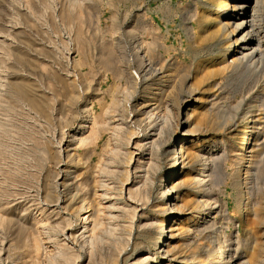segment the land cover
<instances>
[{
	"label": "bare ground",
	"instance_id": "6f19581e",
	"mask_svg": "<svg viewBox=\"0 0 264 264\" xmlns=\"http://www.w3.org/2000/svg\"><path fill=\"white\" fill-rule=\"evenodd\" d=\"M17 1H20V0H17ZM63 1L64 0H62L61 5L63 4ZM85 1L86 0H69V2H68V0H67V2H68L67 6H66V4L64 5V7L62 6L63 8L61 9V12L58 13L59 16H61V18L63 19V20L62 19H60V20H62L64 22L65 26L67 28H69L70 32L72 30V33L74 31V33L80 34V31L84 27V25H86L89 22V20L91 21L90 17L92 15V13H94L95 8L92 4L86 3ZM209 1L212 4V6H209L207 8V10L202 9V10L197 11V12L192 14L193 18L197 21L200 32H199L198 38H196V36H195V40L192 42L191 48L193 50H195V49L198 50V48L202 50L204 47H208L210 45L213 46L216 44L217 45L222 44L225 47L224 52H222L220 55L218 54L219 56L217 54H215L217 56H213L210 59V61H212V60L218 58L217 63L219 64L218 67H215V68L213 67L214 69H212V71H210V73H214V74L215 73H221L222 71H224V69H226L230 65L232 66L235 64H239V63L241 64L244 60H247V59H253L256 62H259L260 64L264 63V0H209ZM33 3H36V5L39 4L46 11H49L52 9L51 4L49 3L48 0H34ZM54 3H55V1H54ZM23 5H25L24 2H23ZM7 6H9V5H7ZM54 7H56V6L54 5ZM27 8H28V6H27ZM31 8L32 7H30V10L28 9L27 11H31ZM10 9H12V7ZM36 9L39 10V8H36ZM1 11H3V10H1ZM39 11L42 12L41 10H39ZM18 12H20V11H18ZM31 13L32 12H30V14ZM44 13H46V12H44ZM48 13H50V11ZM20 14H22V12H20ZM37 14H39V13H37ZM55 14H57V13H54V15ZM87 14H88V17H86ZM39 15H41V14H39ZM44 15H46V14H43V17H44ZM189 15H191V14H189ZM23 16H26V14L25 15L22 14V17ZM9 17L10 16H8V18ZM51 17L52 16H50V18ZM29 18L30 17H28V19ZM36 18L39 19L38 17H36ZM36 18H35V20H36ZM23 19H25V18L23 17ZM23 19L21 21L24 23ZM52 19H55V17H52L50 19L51 22H54ZM26 20H25L24 25L25 24L28 25L26 23ZM32 20L33 19L30 18L31 22H32ZM43 20L46 21V19H43ZM30 21L28 20V22H30ZM45 21H43V22H45ZM5 23L8 24V21H6ZM32 23L35 24L34 22H32ZM46 23L47 22H45V24ZM9 24H10V22H9ZM52 24L53 23H51V25ZM4 25H2L3 28H4ZM31 25H29V26L31 27ZM46 25H48V24H46ZM39 26H41V25H39ZM32 27L30 29H32ZM35 27H33V29ZM50 27H52V26H50ZM41 28H42V26H41ZM52 28H54V26ZM88 28H89V26H88ZM26 29H28V28L26 27ZM35 29H34V31L37 32L38 29H36V30ZM55 30H57V29L55 28L53 32H55ZM63 30H64V27H63ZM9 31H12V30H8V32ZM19 31H21V30L19 29ZM41 31H43V30H41ZM131 31H132V29H131ZM6 32H7V30H6ZM16 32H14V33H16ZM20 33H22V32H20ZM28 33L30 34L31 32L29 31ZM38 33H39V31H38ZM46 33H48V31ZM56 33H58V32L56 31ZM94 33H97V30H96V32L94 31ZM29 34H28V36H29ZM45 34H43V36ZM30 35H32V34H30ZM47 35L51 36L49 34H46V37H48ZM9 36H8V38H9ZM11 36H13V35H11ZM149 36H150V34H149ZM36 37L38 38L40 36H36ZM6 38H7V36H6ZM31 38L34 39L35 37L31 36ZM41 38H43V37H40V39H39L40 42H41ZM110 38H112V37H110ZM14 39H16V38H13V40ZM19 39H21V38H19ZM90 39H91V36H90ZM22 40H25V39H22ZM39 40L36 39V41H38V42H39ZM54 40H56V39H54ZM112 40L115 42L114 39H112ZM28 41L29 40L27 39V41H25V42L27 43ZM48 41H50V39ZM74 41H75V39H74ZM82 41H83V39H82ZM6 42H7V40H6ZM42 42H44V41L42 40ZM4 43H5V41H4ZM63 43H65V42H63ZM1 45H4V44H1ZM9 45H11V44H9ZM114 45H117V44L114 43L112 46H114ZM155 45L156 44H151L147 47L144 45V43H141L139 45V49L136 51V54L134 56L135 61H136V63H135V68L137 70L136 73H137L138 77L142 78L144 81H146V84H147L144 88V92L146 90H150L149 93H151L150 95H147V96L145 95L146 98H145L144 102L139 104V106H141V107L138 110L139 111L138 113L139 114H146V118L148 117L149 119H152L156 116V118H154V120L156 119L155 120L156 122L153 121L154 123L152 122L153 125L151 126L152 127L151 129L154 131V133H153L154 135L152 136L153 140H151V142L153 144H156L158 142L157 137L160 136L162 133L164 134V132H170V129H167L165 127V125H163L164 124L163 121H162V123H163L162 126H160V124H158L159 122L157 121V118H160L161 115H159V114L157 115V113H159L161 111V109H164L166 111V115L164 116L165 117L164 122L166 123V125L169 123H170V125H172V120H173V122H175V124H176V127L182 128V126H183V129H182L183 133L181 134V140H179V142H178L179 145H177V146L175 145V147H174V144L169 145L168 149H167V152H169L171 154V155L169 154L171 156V164H170V162L167 163V170L164 173V175H165L164 179L162 178L163 179L162 186H161L162 190L158 195L159 198H161V199L159 201V204L155 205V207H158V208L161 207V210L164 212L163 216H165V218L161 221L162 222L161 225H160V221H159V230L157 228V231L155 230L152 232L151 239L155 240V244L153 245L155 248H153L152 246H149V248L147 250L145 249V251L143 253H141L138 258H136L135 263L136 264H158L160 262V260L161 261L163 260V264L164 263L166 264V261H167V264H173L174 261L180 260V262H177L176 264H247V262H250V264H264V150H263L264 149V143L261 142V139L263 138V136H261V133L264 134V123L261 120H259L257 122L255 121V123H252L250 121L251 118H249L248 120H245L243 125H240L239 123H234V125L232 126V127H234L233 134L232 133L225 134V132H222V134L215 136L216 143H219V145H211L210 141L212 139H214V138H212V136H214V135L206 134L205 130L203 129V126L205 127V125H206V126L211 127L213 129L223 130V127H222L223 122L221 121V118L224 116V115H222L223 112L219 109L205 108L204 110L196 113V111H198V109H199L198 106H196V105H198L199 101H202V97L198 96L197 98L193 99L194 97L192 95L193 91H192L191 87L189 88V90H187L188 94H185V95H182L181 92H177V90H175L177 85L179 87V84L182 87V85L184 84V82L186 80V77L188 76V72L190 71V69L181 70L179 68L173 67L172 65L168 66L165 63L163 65L161 64L162 65L161 67H157V65L154 63L156 61V59L158 58V54L156 53L155 49L153 48ZM21 46H22V44H21ZM86 46L89 47L88 45H86ZM125 46H127V45H125ZM0 47H2V46H0ZM34 47H35V45H34ZM39 47H41V46H39ZM39 47H37V48H39ZM82 47L83 46H81V49H82ZM92 47H93V45H92ZM137 47H138V45H137ZM234 47H235V50H233ZM20 49H22V48H20ZM46 49L48 50V48H45V50ZM81 49H80V52L82 50H84L85 48L83 47V49L82 50ZM41 50L43 51V49H41ZM93 50H94V48H93ZM115 50H117V49H115ZM121 50H125V49L122 48ZM26 51H28V50H26ZM8 52H9V50H8ZM18 52H19V50H18ZM40 52L41 51H39L38 53L40 54ZM70 52L71 51H69L67 53H70ZM93 52H95V50ZM53 53L54 52H52L51 54H53ZM5 54H8V53H5ZM55 54L56 53H54V55ZM101 54H102V57L100 56L101 57L100 61H101L102 65L112 66V68L116 74L125 75V74H128V72H130L129 71L130 69L128 67L123 69L125 67V65L123 68L119 67L121 65H119L116 57L111 52L108 51L105 53V51H103ZM122 54H124V53H122ZM48 56L49 55H47L46 57H48ZM18 58L21 61L22 60L26 61L29 65L28 67H32V68L34 67V61H32V60L35 58H33V59L31 58L32 60H30L25 51H20L18 53ZM19 59H18V61H19ZM68 59H70V58H68V56H67V60ZM121 59H123V58H121ZM48 60H49V58H48ZM83 60L84 59H82V63H84ZM1 61H2V59H1ZM37 62H36V64H37ZM61 62H63V61H61ZM246 62H248V61H246ZM43 63H44V61H43ZM66 63L68 64V62H66ZM46 64H47V62H46ZM72 64L74 65V63H72ZM21 65H22V62H21ZM21 65H18V66H21ZM42 65L40 64V66H42ZM62 65H63V63H62ZM68 65H66V67L65 66L64 67L67 68V67H69ZM251 65H253V62ZM262 66H264V65H262ZM13 68H12V70H13ZM15 68H17V73L14 75L13 80L10 78L9 79L7 78V80H11L8 82V84H6L5 77L3 76L4 71L2 72L0 70V86H8L7 89L5 90L6 91L5 95H3L2 92H0V172L1 173L4 172V174L6 173L8 175L7 176L8 182L6 181L7 185H4V184L3 185L5 188H7V186H9V189L13 188L14 185H18L20 183L19 179L22 176V172H24V170H26V169L34 170V167L36 166L35 165L36 159L42 161V159L45 158V155L47 156L49 151H51V148L54 146L52 139H51V142L49 141V138L47 141L41 140V142L37 143L39 146H41L39 151H38L40 154H36L34 152V150H32L33 147L30 148V141L32 138V133L34 132V131L31 132V130H32L31 122H33V121H31V119L28 118V120L25 122H19L17 120V115L20 113H22V114L26 113L32 119L34 116L35 117L34 119H36V117H37V118H40L41 120H43L46 124L52 125L53 122L56 121V118L62 117V115L64 113H66V110L68 109V107L71 105H74L79 99V93H78L76 87L74 86V83L67 77H60L59 76L64 68L61 69V67H60V69H61L59 71L60 73H57V72L52 73L53 74L52 75L53 76L52 81L54 78L55 81L57 80L60 83H62L61 85H63L61 89L58 87H57L58 89H55V86H54V89H53V87H51L53 92H54L53 96L48 95L49 94L47 92L48 88H45L46 90L42 89L43 87H41V85H43L45 82L43 84H41L42 83L41 82L40 83L41 85H40L39 82L41 79H38V81H39L38 82L36 79H34L35 77H32L34 75H32V74L31 75H23V74H21L23 72H21L22 70H20L19 67L16 66ZM18 68H19L21 73L18 72ZM36 68L34 70H36ZM48 68H51V67H48ZM258 68H260V66H258ZM3 70H5V69H3ZM67 70L69 71L71 69L67 68ZM47 71H49V70H47ZM73 71H75V70H73ZM42 72H44V71H42ZM64 72H65V70H64ZM133 72H135V71H133ZM66 73H67V71H66ZM86 73H87V76L90 75V74L88 75V72H86ZM89 73H92V71H90ZM95 74H92V75H95ZM101 74H103V73H101ZM6 75H8V74H6ZM68 75H69V73H68ZM137 75H136V77H137ZM76 76H78V75H76ZM96 76L97 75H95V77ZM38 77L39 76H37V78ZM41 77H42V74H41ZM45 77H47V76H45ZM118 77H121V76H118ZM42 78H44V75ZM50 78H51V75H50ZM50 78L49 79L47 78L48 79L47 82L50 80ZM82 78H84V77H82ZM162 78L166 79V80L163 83H160ZM45 81H46V78H45ZM98 81L100 82V80H98ZM53 82H51V83H53ZM154 82L157 83V86H156L157 88L151 89L150 83H154ZM193 82H195V80ZM201 82H204V80L201 79ZM85 85H87V83ZM133 85H134V82H133ZM162 85H163V87H162ZM48 86H49V84H48ZM118 86H120V85H118ZM97 88H98V86H97ZM60 97H62V99H60ZM122 99L125 100V97L122 96ZM94 100L95 99H91V100L87 99V101L83 105L84 108L86 109V111H88L86 108L87 104L88 103L90 104V102H92ZM123 100H122V103H123ZM124 102H126V101H124ZM188 102H193V104H191V105L188 104L189 106H187V109L185 111L181 110V106L184 103H188ZM213 102H214V100H213ZM213 102H211V103H213ZM120 104H121L120 99L116 97L112 101V106L111 105H105V104L103 105L102 113L95 114L94 116L91 115V116H93L91 119L87 116L83 121L79 122L78 126L81 124L80 130H78L72 134L76 143H78L79 146H84V147L89 148V147H91L92 144L96 143V141L102 137V132H103V130H105V128L107 131L113 130V133H118L119 131H121L122 124L124 123V120H122L123 119L122 118V119H120L122 121L118 122L120 120L115 119L116 117H118L115 112H116V109H118V106H120ZM124 104L129 105V103H124ZM236 105H238V104H236ZM126 106L125 107L123 106V107L127 110ZM234 107H235V105H234ZM137 108H139V107H137ZM23 109H26V110H23ZM68 111H70V110H68ZM57 114H60V115L62 114V115L61 116L59 115L58 117H56ZM195 116L198 118H197L196 123H195L196 125L193 126L192 120H193V118H195ZM23 117H25V116H23ZM23 117H21V118H23ZM63 117L65 118V115ZM139 118H140V116H139ZM148 118H147V120H148ZM139 120H140V122H142L145 120V117L142 116ZM66 121H69V120H66ZM130 121H132V120H130ZM112 122H114V125L110 126ZM58 123H60V122H58V120H57V124ZM91 124H92V128L90 126ZM33 125H35V124H33ZM39 125H40L39 127H41V124H39ZM60 125H59V127H60ZM46 126H42V129L44 127H45L44 129H47ZM56 126H58V125H56ZM56 126H54V127H56ZM88 126H90L89 128H91V132H89V133H87L85 131ZM35 127H37V126H35ZM140 127H141V125L139 126V129H141ZM176 127H175V129H176ZM110 128H111V130H108ZM35 129H37V128H35ZM145 130L146 129L142 128L140 131H137V128H133L132 132L131 131L130 132H131V134L135 135L137 133L144 132ZM37 131H39V130H37ZM59 131H60V128H59ZM53 132H54V130H53ZM51 133H52V131H51ZM41 134H42V132H41ZM47 134L45 133V135H47ZM62 134H64V132ZM62 134H60V135H62ZM65 134H66V131H65ZM52 135H54V134H52ZM37 137H38V135H37ZM46 137H48V136H46ZM59 137H61V136H59ZM171 137L169 138L168 142L171 141V139H172ZM225 137L228 139H225ZM35 138H36V135H35ZM154 138H156V139H154ZM37 139H40V138H37ZM51 143H53L52 144L53 146L51 145ZM60 143H61V140H60ZM175 143H176V141H175ZM248 143H249V145H248ZM61 144L62 145L57 147V149H54L55 147L52 148V150H56V152H55V155L53 156V158L49 157L50 159L51 158L52 159L57 158L58 160L56 159V161H58L57 163H59L60 165L63 163V161H62V159H63L62 157L64 156L63 152H66V154H67L66 157H68V158L73 156L72 146L74 145V143L72 144V141L67 142L65 149L62 148L63 143H61ZM58 145H59V142H58ZM117 148H118V146H117ZM238 152H243V153L240 154ZM149 154L151 155L150 158H146V160L144 162H142L141 158H139L138 162L135 164L136 170L138 172H143L140 174V175L143 174L142 175L143 179H141V181H140L141 183L139 182L140 184H142L141 186L139 183H137L139 185H136V186H139V187H136V188L133 187L130 190L129 194L131 197H136V196H141V198L143 196L149 197L153 192V188H154L155 181H156V176H157L158 171L161 168L162 164L159 160L153 158L154 153L152 151H150ZM130 155H131V157H130L131 161H133L134 151H131ZM240 155H242V156H240ZM232 158H233V160H232ZM81 159H83V158H81ZM86 159H87V157H86ZM84 162H86V161H84ZM107 162H108V160H107ZM83 164H85V163H83ZM94 165L96 168H98V166L96 164H94ZM232 165H238L239 177H240L239 180H241V183H243L245 185V187L248 189V192H250L252 195H254L252 201H249L248 198L242 199L241 200V207L239 210L240 216L238 217V219L239 220L245 219L247 221L248 220L247 216L249 214L248 213V207H249L248 202H251L250 206H251V210H252V225L245 228V231L248 232L247 238L244 239L245 242L242 241L240 238H235L234 240H229L228 238H226L223 235L224 231L222 230V228L221 227L218 228L216 226V221H214L212 218L214 216L213 213L216 210V203L218 204V201L216 200V198L215 197L213 198L214 195H213L212 191L214 189H216V185L220 181L219 178H221L225 174V168L224 167L225 166L230 167ZM59 167H58V170H56L58 172L56 173L57 175L55 174V177H56L55 180L53 182L52 181L48 182L47 183L48 185H46L47 187H44V189H46V194H45L44 198H45V204L47 205V207H49V209L54 208L51 211L49 210L48 215L51 217V215L53 214V216H59L60 219H58V221H56V223H54V225H53V222L50 223L53 225L52 228L54 230L52 228H50L51 225H49V226L47 225V222L49 223V218L47 220L46 219L40 220V222L44 223V226L42 225L43 227L39 230L35 229L38 225L36 227L35 226L32 227L31 226L32 222L31 223L28 222L30 224V226L32 227V228H30V226H29L31 233H32L31 229H33V233H34V234H31L32 236L34 235L33 237L30 236L29 246H31L32 248L35 247V250L33 253L34 255L33 256H32V254L30 255L31 261L29 262V264H80V260L83 257V255H82L83 250L86 248V246H87V248H86L87 250L86 249L85 250L88 252V255H89V259H88L86 264H126L127 260H128V256H129L127 254V247L129 245V243H131L130 242L131 238L128 239V241L125 243V246L123 244H119L118 241H117V243L115 242L116 244H113V245H112V243H113V241H112L111 246L108 247L107 250L105 249L106 251H104L103 247H101V246L105 240L111 238L110 235L121 236L122 232H130L129 237L134 236L133 238L137 241V242H135V246L140 245L142 242L141 239H139L138 236L136 237L134 235V233L132 232L133 226H134L133 216L127 215L125 217V220L122 219L124 221V223L118 222V224H114L113 226L111 225L110 227L108 225L109 224L108 223L109 218H108V221L106 222V224L108 223L107 224L108 227H105L106 224L104 223V219L100 216V214H98V212H99L98 205L99 204L97 202H95V201H97L96 200V196H97L96 194L94 196H92L91 198H88V196H87V198H88L87 204L85 205V207L82 210V213L80 214L79 222H80V224H82V229H84L83 232H81L82 239H83V241H81V242H83V245L81 244L82 245L81 250L78 251L74 247L71 248L69 246V244L67 242L68 238L65 237L67 232L62 234V236L64 235V237H65V238L63 237L64 239L62 241H65V242H63V243H61L62 241L58 242V238L60 236L58 237L56 234L57 229L60 228L63 230L64 229L68 230L69 227H71V225H72V222L69 220L70 218L67 219L68 217L66 218L63 215H60L61 212L57 211L58 208H60V207L62 208V206L59 205L60 204V197H59L58 189H59V187L69 188L72 185H74L75 187L77 185V188H78L77 182L74 181V177L78 176L77 175L78 170H75V168H77V162L75 160H73L72 163L69 164V169L66 170L67 173L66 174L64 173L63 176H61L62 174H61ZM65 168H67V166ZM107 168H109V167L107 166ZM56 169H57V167H56ZM78 169H80V168H78ZM93 169H94V166H93ZM52 170H55V169H52ZM74 171H75V175H74V177H72V172H74ZM127 171L129 173L130 169H128ZM82 172H83V170H82ZM82 172H81V175H82ZM33 173L36 174V171L35 172L33 171ZM50 173H52V172H50ZM50 173L48 175H50ZM93 174L95 175V173H93ZM110 174H112V173H110ZM38 175H39V173H38ZM38 175H36V176H38ZM81 175H79V176H81ZM45 177H48V176H45ZM27 178H28V176H27ZM49 178H51V177L49 176ZM222 178H224V177H222ZM35 179L36 178H34V181H35ZM83 179L84 180H82V182L84 181L86 184L85 183H83V184L86 186L89 182L87 183L85 181V179H87L86 177ZM29 180H31V179H29ZM34 181L32 180V182H34ZM79 181H81V180H79ZM97 181H99V180L97 179ZM2 182L6 183L5 181H2ZM262 182H263V185L261 184ZM25 183H28V182H25ZM251 184H253V185H251ZM84 185H83V191H84ZM90 185L88 186L89 188H90ZM94 185L96 187V184H94ZM238 185H239V183H238ZM97 186H99V185H97ZM92 187L93 186H91V188ZM15 188H17V187H15ZM0 189H2V188L0 187ZM81 189H82V187H81ZM85 189H87V188L85 187ZM99 189H102L101 186ZM79 190H80V188H79ZM87 190H86V193H87ZM91 190H93V189H91ZM97 190H98V187H97ZM8 191L9 190H7V192ZM25 191L26 190H24L23 192H25ZM43 191H45V190H43ZM76 191H78V190H76ZM96 191H94L93 193H96ZM181 191H183V194H181L183 196L182 199H180V197H182V196L177 195V194H176L177 196L174 195L175 192H181ZM1 192L5 193V191H1ZM108 192H110V191H108ZM14 193H16V192H14ZM18 193L19 192H17V194ZM91 193H88V195L90 196ZM102 194L106 195V193L105 194L102 193ZM8 195H10V194L8 193ZM12 195H14V194H12ZM75 195H76V193H75ZM91 195H93V194H91ZM1 196H3V195H1ZM19 196H21V195H18V197ZM25 196H26V194H25ZM40 196L41 195H39L38 197H40ZM250 197H252V196H250ZM28 198H27V200H28ZM16 199H17V197H16ZM97 199H98V196H97ZM145 199H146V197H145ZM33 200L34 199H32L31 202H33ZM3 201H4V199H3ZM74 201H75V197L73 196V194L68 192L67 196H66V200H64V202L62 201L63 202V204H62L63 208L69 209L70 207L73 206ZM99 201H100V199H99ZM35 202L38 203V201H35ZM40 202L41 201H39V203ZM181 202H183V204H181ZM79 204H81V203H79ZM93 204H95V205H93ZM137 204H138V201H137ZM143 204H141V205H143ZM46 205H44V206H46ZM3 206H6V205L4 204ZM3 206L1 205V207H3ZM7 206H9V205H7ZM16 206H18V205H16ZM99 206L104 207L101 204ZM117 206L118 205L116 204V207ZM26 207H27V205H26ZM112 207H115V206L112 205ZM128 207L130 208V206H128ZM24 208H25V206H24ZM29 208L31 209L32 207H29ZM132 208H133V206H132ZM189 208L191 209L190 212H188ZM25 209H27V208H25ZM137 209H139L138 205L136 206V204H135L134 210L137 211ZM0 211H1V208H0ZM34 211H36V210H34ZM103 211H102V214H103ZM13 212H15V211H13ZM13 212L11 213V215L13 214ZM46 212H48V211H46ZM69 212H71V211H69ZM132 213H133V211H132ZM133 214H134V217L137 215L136 212ZM142 214L144 215V213H142ZM178 214H181V215H179V217L176 218V216ZM6 215L7 214H5V216H4L0 212V222L4 225L6 224L7 226H10V225H11V227L15 226L14 224L16 223V219H18V218L14 219L13 218V217H15L14 215H13V217H11L10 214L8 216H6ZM174 215H175L176 219L173 217ZM186 215H190V217L186 218L185 217ZM16 217H18V216H16ZM35 217H36V215H35ZM109 217H110V215H109ZM119 218H122V216L121 217L119 216ZM178 218H182V219H178ZM56 219H57V217H56ZM105 219H107V217ZM50 220H52V218ZM17 221L19 222V220H17ZM32 221H33V219H32ZM168 221H170V223L166 226ZM36 222H38V224H39V221H36ZM73 224H75V223H73ZM22 225H23V227H22ZM22 225H20L21 227L20 226L17 227L18 230L15 227L16 230L19 231V233L20 232L24 233V231L26 232V230H24V228L27 229V227H28V225H25V226H24V224H22ZM149 225L150 226L153 225V228H154V226H158V221L156 222V220H155V221L149 222L148 224L146 222L145 227H148ZM106 228H110V229L107 230ZM6 230H8V229H6ZM12 230H13V228H12ZM170 230L176 231V232H172V235H169L170 237L167 236V238L164 240L163 238L166 236V233ZM6 232H8V231H6ZM75 232L76 231H72V233L70 232L71 233L70 237H73V239L76 241L77 240V237H76L77 234ZM15 233H14V235L16 237ZM43 235L46 237H44ZM81 235L79 237H81ZM17 236H19V238L22 237L19 234H17ZM124 236H127V235H124ZM160 237H161V239H160ZM44 238L47 239L50 243H53V245H55V246H52V247H54V248L49 249V251H46L48 249H47V247L44 246V243H43V241H45ZM15 239H14V241H15ZM27 239L25 237L26 241H28ZM162 239L164 240L163 242H162ZM174 239H176L177 241L175 240V241H173L174 243H172V240H174ZM70 240L72 241V239H70ZM16 241H17V239H16ZM108 241L110 244V240H107V242ZM21 242H23V241H21ZM21 242H19V243H21ZM29 242H27V243H29ZM15 243H12V244H15ZM19 243H18V245L17 244H15V245H17L19 247ZM50 243H48V244H50ZM24 244H25V242H24ZM15 245H14V247H15ZM1 248H3V247L1 246ZM242 248L245 250V252H247L246 255H244V253L243 254L239 253V250ZM30 250H33V249H30ZM41 250H42V252L44 251L46 256H44V254L41 253ZM1 251L2 250H0V252ZM6 253H7V251H6ZM88 255H86V256H88ZM15 260H17V259H15ZM18 260H19V258H18ZM6 261H4V263ZM82 264H84V263H82Z\"/></svg>",
	"mask_w": 264,
	"mask_h": 264
},
{
	"label": "rangeland",
	"instance_id": "374dc122",
	"mask_svg": "<svg viewBox=\"0 0 264 264\" xmlns=\"http://www.w3.org/2000/svg\"><path fill=\"white\" fill-rule=\"evenodd\" d=\"M32 1L34 2V0H20V1H17V0H6V1L0 0V6H1L0 7L1 8L0 9V13H1L0 14V20H1L0 24L3 22L0 25V32L1 33L3 32L2 34L0 33V37H1L0 38V46H2V47H0V58L2 59V61L0 59V64H1L0 70L2 72L4 71L3 76L5 77L6 84H8V82L11 80H7V78L8 79L10 78L13 80L14 75L17 73V68H15L17 66L20 68V70H22L21 72H23V73H21L19 68H18V72H20L21 74H23V75H31V74L34 75L32 77H35L34 79H36L37 81H38V79H41L40 82L38 81L39 84L41 82H42L41 84H43L45 82L43 85L40 84L41 87H43L42 89L46 90L45 88H48L47 89V92L49 93L48 95L53 96L54 92H53L51 87H53V89H54V86H55V89H58V88L61 89L63 85H61L62 83H60L57 80H56L57 81L56 82L54 80V78H53L54 82L52 81V77H53L52 73H56V72L60 73L59 71L62 68H64L63 71L61 72L62 74L60 73L59 76L60 77H67L74 83V86L76 87V89L79 93L78 101L74 105L69 106L70 108L68 107V109L66 110V113H64L63 115L61 114L62 117H58L60 114H57L56 117H58V118H56V121H54L52 125L46 124L40 118L36 117V119H34L35 118L34 116L32 119L26 113H23L24 115L22 113L18 114L17 120L19 122H25L29 118V119H31V121H33V122H31V128H32L31 132L34 131L35 133L34 132L32 133V138L30 141V148L33 147L32 150H34V152L36 154H40L38 151L41 147L37 143L41 142V140L47 141L49 138V141L51 142V139H52V142L54 143V146L52 145L53 143H51V145L53 146L52 148L55 147L54 149H57V147L61 146L62 145L61 143H63L62 148L65 149L66 143L69 141H72V144L74 143V145L72 146L73 156L68 158V157H66V155H67L66 152H63V155H64V156L62 155L63 156L62 157L63 158L62 159L63 165L62 164L60 165L59 163H57L58 161H56L57 158L52 159L53 156L55 155L56 150H52V148H51V151H49L48 155L47 156L45 155V158H43L44 160L42 159V161H41V160L36 159V161H35L36 166L34 165L36 168L34 167V170L26 169V170H24V172H22V176H21L22 178L20 177V179H19L20 183L18 185H14L17 188H15L14 186H13V188H10V189H9V186H7V188H5L4 185H7V182H8L7 176L8 175L6 173L4 174V172L3 173L0 172L1 173L0 174V187L2 188V189H0V201H1L0 202L1 203L0 204V208H1L0 212L2 215L5 216V214H7L6 216H8L9 214L11 215V213L13 211H15L16 213L13 212L11 217H13V215H14L15 216V217H13L14 219L18 218V219H16V223L14 224L15 226H13V227H11V225L10 226H7L6 224L4 225L0 222V250H2L0 252V261H1L0 264H10V263L11 264H24V263L29 264V262L31 261L30 255L32 254V256H33L34 255L33 253L35 250V247L32 248L31 246H29L30 236L31 237L34 236V235L33 236L31 235L34 233H33V229H31L32 230V233H31L30 228H32L34 226L36 227L38 225L37 226L38 228L36 227L35 229H38V230L41 229L44 226V223L40 222V220H42V219L47 220L48 218H49V223L47 222V225L48 226L51 225L50 228H52L54 223H56V221H58V219H60L59 216H53V214H52L50 217L48 215L49 210L51 211L54 208L49 209V207H47V205L45 204V198L44 197L46 194V189H44V187H47L46 185H48L47 184L48 182H50V181L53 182L55 180V178H56L55 174L58 172L56 170H58L59 166H60L59 169H60L61 174H62L61 176H63L64 173L66 174L67 173L66 170L69 169V164H71L73 160H75L77 162V168H75V170H78L77 171L78 176L74 177V175H75V171H74V172H72V177H74V181L77 182L78 188H77V185H76V187L74 185H72L69 188L59 187V189H58L59 197H60V204L59 205L62 206V208L60 207L61 209L58 208V210H57V211L61 212L60 215H63L66 218L68 217L67 219L70 218L69 220L72 222V225H71V227H69L68 230H66V229L63 230L60 228L57 229L56 234L58 237L60 236L58 238V242H61L65 237H67L68 238L67 242L71 248L74 247L78 251L81 250V247L83 245V242H81V241H83L81 232H83L84 229H82V224H80V222H79L80 214L82 213L83 208L87 204V201H88L87 199L91 198L92 196H94L96 194L98 196V199L96 196L97 201H95V202H97L99 205L101 204L104 206V207H102V206L98 205V210H99L98 214H100V216L104 219V223L106 224V222L108 221V218H109V221H108L109 224L108 223L107 224L110 227L111 225L113 226L114 224H118V222L124 223V221L122 219L125 220V217L127 215L133 216L134 226H133L132 232L134 233V235L136 237L138 236L139 239H141V241H142L140 245L135 246V242H137V241L133 238L134 236L129 237L130 232H122L121 236L110 235L111 238L107 239V240H110V244H109V241L107 242V240H105L102 243L101 247H103L104 251H106L108 249V247L111 246L112 241H113L112 245L116 244L118 241L119 244H123L125 246V243L128 241V239L131 238V241H130L131 243H129V245L127 247V254L129 256H128V260H127L126 264H136L135 263L136 258H138L139 255L145 251V249L147 250L149 248V246H152L153 248H155L153 246L155 244V240L151 239V237H152L151 235H152L153 231H155V230L157 231V228L159 230V221H160V225H161V223H162L161 221L165 218V216H163L164 212L161 210V207L158 208V207H155V205L159 204V201L161 199V198H159L158 195L162 190L161 186H162V181H163L164 176H165L164 173L167 170V163L170 162V164H171V156H170L171 154L169 152H167V149H168L169 145L174 144V147H175V145L176 146L179 145L178 142H179V140H181V134L183 133V130H182L183 126H182V128L176 127V124H175V122H173V120H172V125H170V123L166 125V123L164 122V120H165L164 116L166 115V111L164 109H161V111L159 113H157V115L158 114L161 115L160 118H157V121L159 122L158 124H160V126H162V124L164 123L163 125H165V127L167 129H170V132H164V134L162 133L160 136H158L157 137L158 142L156 144H153L151 142V140H153L152 136L154 135L153 134L154 131L151 129L152 128L151 126L154 123L153 121L156 120V119L154 120V118H156V116L152 119H149L147 117L148 118V120H147L146 114H139L138 113L139 112L138 110L141 107V106H139V104L143 103L146 96L151 94V93H149L150 90H146L144 92V88L147 85L146 81H144L142 78H139L137 73H136V71H137L135 68L136 61H135L134 56L136 54V51L139 49V45L141 43H144V45L148 47L151 44H156L153 48L155 49L156 53L158 54V58L154 62L157 65V67H161L165 63L168 66L172 65L173 67L179 68L181 70L190 69V71L188 72V76L186 77V80H185L184 84L182 85V87L179 84V87L177 85L176 86L177 89L175 88V90H177V92H181L182 95H185V94H188L187 90H189V88L191 87L192 91H193L192 92V95L194 97L193 99L197 98L198 96L202 97V101H199L198 105H196L199 108L198 111H196V113L204 110L205 108L219 109L223 112L222 115H224V116L221 118V121L223 122L222 123L223 130L213 129V128L208 127L206 125H205V127L203 126V129L205 130L206 134L214 135V136H212V138H214V139H212L210 141L211 145H219V143H216V140H215L216 135H220V134H222V132H225V134H227V133L233 134L234 127H232V126L234 125V123H239L240 125H243L245 120H248L249 118H251L250 121L252 123H255V121L257 122L259 120H261L264 123V66H262V65H264V63L260 64L259 62H256L253 59H247V60H244L241 64L239 63V64H235L232 66L230 65L229 67L224 69V71H222L221 73H215V74L210 73V71H212V69L219 66V64L217 63L218 58H216L212 61H210V59L213 56H217L218 54L220 55L222 52H224L225 47L222 44H218V45L216 44L213 46L210 45L208 47H204L202 50L199 48H198V50L197 49L193 50L191 48V44L195 40V36H196V38H198L199 32H200L197 21L193 18L192 14L197 12V11H200L202 9L207 10V8L209 6H212V4L210 3L209 0H86L85 1L86 3H90L94 6L95 11H94V13H92V15L90 17L92 22L89 20V22L86 25H84V27L81 29L80 34L74 33V31L72 33V30L70 32L69 28H67L65 26L64 22L62 21L63 19L58 14L61 12V9L64 7L65 4L67 6L69 0H68V2H67V0H64L62 5H61L62 0H48L49 3L51 4V8L53 9L52 10L50 8L51 9V10H49L50 13H48L49 11H46L39 4L36 5V3H33ZM54 1H55V3H54ZM23 2L25 5H23ZM52 3L56 7H54V5ZM7 5H9L10 7ZM27 6H28V8H27ZM11 7H12V9H10ZM30 7H32L31 11H27L28 9L30 10ZM36 8H39V10H41L43 13L40 12ZM1 10H3L4 12ZM17 10L22 12L23 15L26 14V16H23L25 19H23L22 14H20V12H18ZM30 12H32L31 13L32 15L30 14ZM44 12H46V13H44ZM37 13H39L41 15H39ZM54 13H57V14L54 15ZM43 14H46V15H44V17H43ZM189 14H191V15H189ZM8 16H10L11 18L10 17L8 18ZM50 16L55 17V19H52L54 22H51L50 19L52 17L50 18ZM56 16L57 17L59 16V17L57 18ZM28 17L33 19L34 21L32 20V22H34L35 24H33L30 21V18L28 19ZM36 17H38L40 20L37 19ZM86 17H88V14L86 15ZM35 18H36V20H35ZM22 19L24 20V23H25V20L27 19L26 23L28 25L25 24L26 25L25 26L24 23L21 21ZM43 19H46V21ZM60 19H62V20H60ZM28 20L31 23L28 22ZM6 21H8V24L5 23ZM43 21L47 22L46 24H48V25H46L45 22H43ZM49 21L53 24L51 25V23ZM9 22H10V24H9ZM2 25H4V28ZM29 25H31V27L36 26L35 28L38 29L37 32L34 31L35 28L33 29V27H32V29H30L31 27ZM39 25H41L42 28ZM50 26H52V27L54 26V28H52ZM62 26L64 27V30H63ZM88 26H89V28H88ZM26 27L28 29H26ZM55 28L57 30H55V32H53ZM19 29L21 31H19ZM95 29L97 30V33H94V31L96 32ZM131 29H132V31H131ZM6 30H7V32H8V30H12V31H9L7 33ZM41 30H43V31H41ZM29 31L31 32L30 34H32V35H30L28 33ZM38 31H39V33H38ZM47 31H48V33H46ZM56 31L58 33H56ZM14 32H16L17 34ZM20 32H22V33H20ZM44 32L46 34L51 35V36L47 35L48 37H46V34ZM148 33L150 34V36ZM28 34H29V36H28ZM43 34H45V35L43 36ZM11 35H13V36H11ZM6 36H7V38H6ZM8 36H9V38H8ZM31 36H33L35 38L34 39L31 38ZM36 36L43 37V38H41V42L39 40L40 37L37 38ZM90 36H91L92 40L90 39ZM12 37L16 38L17 40L16 39L13 40ZM110 37H112V38H110ZM19 38H21V39H19ZM48 38L50 39V41H48L49 40ZM5 39L7 40V42ZM22 39H25V40H22ZM27 39L29 41L26 43L25 41H27ZM36 39H38L41 44L38 41H36ZM54 39H56V40H54ZM74 39H75V41H74ZM82 39H83V41H82ZM112 39H114L115 42ZM42 40L44 42H42ZM4 41H5V43H4ZM63 42H65V43H63ZM114 43L117 45L112 46ZM1 44H4V45H1ZM9 44H11V45H9ZM21 44H22V46H21ZM34 45H35V47H34ZM86 45H88L89 47H87ZM92 45H93V47H92ZM125 45H127V46H125ZM137 45H138V47H137ZM36 46L37 47L41 46V47L37 48ZM81 46H83L85 49L82 50L83 47L81 49ZM19 47L22 49H20ZM44 47L48 48V50L47 49L45 50ZM93 48H94L95 52H93L94 51ZM122 48H124L125 50H121ZM41 49H43V51ZM80 49L82 50L81 52H80ZM115 49H117V50H115ZM8 50H9V52H8ZM18 50H19V52L25 51L30 60L35 58L32 61H34V67L35 68L37 67L36 70H34L35 69L34 67L33 68L28 67L29 65L26 61H23V60L21 61L18 58V53H19ZM26 50H28V51H26ZM107 50L109 52H111L116 57L117 62L119 63V65H121V66H119L120 68H123L125 65V67L123 69H125L126 67H128L130 69L129 70L130 72H128V74L118 75L114 72L112 66L102 65V63L100 61V59L102 57L101 53L103 51H105V53H106V52H108ZM233 50H235V47L233 48ZM39 51H41L42 53L40 52V54H39L38 53ZM69 51H71V52L67 53ZM50 52L56 53L55 54L56 56L54 55V53L51 54ZM5 53H8V54H5ZM122 53H124V54H122ZM215 54H217V55H215ZM47 55H49V56L46 57ZM66 55L70 59L67 60ZM43 57L44 58L46 57L45 58L46 60ZM48 58H49V60H48ZM121 58H123V59H121ZM18 59H19V61H18ZM82 59H84L83 60L84 63H82ZM37 61L41 65L42 64L43 65L40 66V64ZM43 61H44V63H43ZM45 61L47 62V64ZM61 61H63V62H61ZM246 61H248V62H246ZM21 62H22V65H21ZM36 62H37V64H36ZM66 62H68L69 65ZM249 62L251 64L253 62V65H251ZM62 63H63V65H62ZM72 63H74V65ZM18 65H21V66H18ZM66 65H68L69 67H67V68L71 69V70L68 71L67 68H65ZM258 66H260V68H258ZM48 67H51L53 70L51 68H48ZM60 67H61V69H60ZM12 68H13V70H12ZM3 69H5V70H3ZM47 70H49V71H47ZM64 70H65V72H64ZM73 70H75V71H73ZM42 71H44V72H42ZM66 71H67V73H66ZM90 71H92V73H89ZM133 71H135V72H133ZM86 72H88V75L89 74L90 75L87 76ZM68 73H69V75H68ZM101 73H103V74H101ZM6 74H8V75H6ZM41 74H42V77L44 75V78L41 77ZM92 74H95L97 76L95 77V75H92ZM50 75H51V78H50ZM76 75H78V76H76ZM136 75H137V77H136ZM37 76H39V77L37 78ZM45 76H47V77H45ZM118 76H121V77H118ZM82 77H84L85 79ZM45 78H46V81H45ZM47 78L48 79L50 78V80L48 82H47V80H48ZM201 79L204 80V82H201ZM98 80H100V82ZM165 80L166 79L162 78L160 83H163ZM194 80H195V82H193ZM50 81L53 83H51ZM133 82H134V85H133ZM86 83H87V85H85ZM48 84H49V86L50 85L51 86L49 87ZM150 84H151L150 85L151 89L157 88L156 87L157 83L154 82V83H150ZM118 85H120V86H118ZM97 86H98V88H97ZM7 87L8 86H0V92H2L3 95L6 94L5 90L7 89ZM162 87H163V85H162ZM122 96L125 97V100L122 99ZM116 97L120 99L121 104H120V106H118V109H116L115 113L117 114L118 117H116L115 119L120 120L123 118L122 119V120H124V123L122 122L123 123L122 124L123 129L121 128V131H119L118 132L119 134H118V133H113V130H111V128L108 129L111 131H107L105 128V130H103V132H102V137L100 139H98L96 141V143L92 144L93 146L91 145V147H89V148L84 147V146H79V144L76 143V141L72 135L76 131L80 130L81 124L78 126L79 122L83 121L87 116L91 119L95 114L102 113L103 105L105 104V105H111L112 106V101ZM60 99H62V97H60ZM87 99L88 100L89 99L90 100L95 99L94 101L90 102V104L89 103L87 104L86 108L88 111H86V109L83 106L85 104V102L87 101ZM122 100H123V103H122ZM213 100H214V102H213ZM124 101H126V102H124ZM211 102H213L214 104ZM124 103H129V105L124 104ZM188 104L191 105V104H193V102L184 103L181 106V110L185 111L187 109V106H189ZM236 104H238V105H236ZM234 105H235V107H234ZM123 106L124 107L126 106L127 110ZM137 107H139V108H137ZM23 110H26V109H23ZM68 110H70V111H68ZM64 115H65V118L63 117ZM91 115H93V116H91ZM23 116H25L26 118ZM139 116H140V118L142 116L145 117V120L140 122ZM196 116L192 120L193 126L196 125L195 123H196V120L198 118ZM21 117H23V118H21ZM57 120L60 123L57 124ZM66 120H69V121H66ZM122 120H120L118 122H121ZM130 120H132V121H130ZM162 121H163V123H162ZM37 122L38 123L40 122L39 124H41V127H39L40 125ZM32 123L35 125H33ZM56 125H58V126H56ZM59 125H60V127H59ZM113 125H114V122H112L110 126H113ZM140 125H141V127H140L141 129L143 128L146 130L144 132H140V133H137L135 135L131 134L133 128H137V131H140L141 130V129H139ZM35 126H37V127H35ZM42 126H46L47 129H44L45 127L42 129ZM54 126H56L58 129ZM90 126L92 128V124ZM90 126H88L85 130L87 133L91 132V128H89ZM175 127H176V129H175ZM35 128H37V129H35ZM59 128H60V131H59ZM37 130H39V131H37ZM53 130H54V132H53ZM64 130L66 131V134H65ZM51 131H52V133H51ZM41 132H42V134H41ZM61 132L62 133L64 132V134H62ZM45 133L46 134L48 133V134L45 135ZM52 134H54V135H52ZM60 134H62V135H60ZM35 135H36V138H35ZM37 135H38V137H37ZM46 136H48V137H46ZM59 136H61V137H59ZM261 136H263V138H264V134L261 133ZM170 137L172 139H171V141L168 142ZM37 138H40V139H37ZM263 138L261 139L262 143H264ZM154 139H156V138H154ZM225 139H228V138L225 137ZM60 140H61V143H60ZM175 141H176V143H175ZM58 142H59V145H58ZM248 145H249V143H248ZM117 146H118V148H117ZM131 151H134L133 161H131V158H130L131 157V155H130ZM150 151H152L154 153L153 158L159 160L162 164L161 168L159 169L158 174L156 176V181H155V185L153 188V192L149 197L145 196L146 199L144 196L142 198H141V196H136L137 198L131 197L129 194L130 190L133 187H135V188L139 187L136 185H139L141 183L140 182L141 179H143V176H142L143 174L140 175L143 172H138L135 168V164L138 162L139 158H141L142 162H144L146 160V158H150L151 157V155L149 154ZM238 153L242 154L243 152H238ZM240 156H242V155H240ZM49 157H52V158L50 159ZM86 157H87V159H86ZM81 158H83V159H81ZM107 160H108V162H107ZM232 160H233V158H232ZM84 161H86V162H84ZM83 163H85V164H83ZM94 164H96L98 166V168H96ZM64 166L65 167L67 166V168H65ZM93 166H94V169H93ZM107 166L109 168H107ZM56 167H57V169H56ZM78 168H80V169H78ZM224 168H225V174L226 175L224 174L222 176L224 178L221 177L222 179L219 178L220 181L218 180L219 181L217 183L218 186L216 185L217 190L214 189L212 191L213 195H214L213 198L215 197L216 200L218 201V204L216 203V210L214 211V213H213L214 216L212 215L213 216L212 218L214 221H216V226L218 228H220V227L222 228V230L224 231L223 235L226 238H228L229 240H234L235 238H240L242 241L245 242L244 239H246L247 235H248V232L245 231V228L252 225V210H251V206H250L251 202H248L249 203V207H248V213L249 214L247 216L248 217L247 221L245 219H242V220L238 219V217L240 216L239 210L241 207V200L244 198H248L249 201H252L254 195H252L250 192H248V189L245 187V185L243 183H241V180H239L240 177H239L238 165H232L230 167L225 166ZM52 169H55V170H52ZM90 169L91 170L93 169V170L91 171ZM126 169L127 170L130 169V172L128 173V171ZM82 170H83V172H82ZM33 171L34 172L36 171V174L33 173ZM80 171L82 172V175H81ZM45 172L46 173L48 172V173L46 174ZM50 172H52V173H50ZM38 173H39V175H38ZM49 173H50V175H48ZM93 173H95V175ZM110 173H112V174H110ZM36 175H38V176H36ZM79 175H81V176H79ZM89 175L90 176L92 175L91 176L92 178ZM27 176H28V178H27ZM45 176H48V177H45ZM49 176L51 178H49ZM85 177L87 178V179H85V181L87 183L89 182L86 186L83 184L85 182L84 181L82 182V180H84L83 178H85ZM34 178H36L35 181H34ZM29 179H31V180H29ZM97 179L99 181H97ZM1 180L5 181V182L7 181V182L4 183ZM32 180L34 182H32ZM79 180H81V181H79ZM24 181L28 182V183H25ZM137 183H139V184H137ZM238 183H239V185H238ZM94 184H96V187ZM261 184L263 185V182ZM83 185H84V191H83ZM89 185H90V188L88 187ZM97 185H99V186H97ZM141 185L142 184H140V186ZM251 185H253V184H251ZM91 186H93V187L91 188ZM100 186L102 189H99ZM81 187H82V189H81ZM85 187L87 189L88 188L89 189L87 190V189H85ZM97 187H98V190H97ZM79 188L81 191L79 190ZM42 189L45 191H43ZM75 189L78 191H76ZM91 189H93V190H91ZM7 190H9V191L7 192ZM24 190H26V191L23 192ZM86 190H87V193H86ZM1 191H5V193L1 192ZM94 191H96V193H93ZM108 191H110V192H108ZM14 192H16V193H14ZM17 192H19V193L17 194ZM66 192L67 193L70 192L75 197V201L73 202V206L70 207L69 209H64L63 205H62L64 200H66V196H67ZM8 193L10 195H8ZM24 193L26 194V196ZM75 193H76V195L77 194L78 195L76 196ZM88 193H91L93 195L90 194V196H89ZM102 193H104V194L106 193V195H103ZM12 194H14V195H12ZM176 194L182 196L181 194H183V191L175 192L174 195L177 196ZM1 195H3V196H1ZM18 195H21V196L18 197ZM39 195H41V196L38 197ZM87 196H88V198H87ZM250 196H252V197H250ZM16 197H17V199H16ZM27 198H28V200H27ZM182 198H183V196L180 197V199H182ZM3 199H4V201H3ZM32 199H34L33 202H31ZM99 199H100V201H99ZM35 201H38V203ZM39 201H41L42 203L41 202L39 203ZM137 201H138V204H137ZM10 202L11 203L13 202V203L11 204ZM79 203H81V204H79ZM115 203L118 205L117 207H116ZM4 204L6 206H3ZM95 204H93V205H95ZM111 204L115 207H112ZM135 204H136V206L138 205V208H139V209H137V211L134 210ZM141 204H143V205H141ZM181 204H183V202H181ZM1 205L3 207H1ZM7 205H9V206H7ZM16 205H18V206H16ZM26 205H27V207H26ZM44 205H46V206H44ZM24 206L27 209H25ZM128 206H130L131 209ZM132 206H133V208H132ZM29 207H32V208L30 209ZM34 210H36V211H34ZM46 211H48V212H46ZM69 211H71V212H69ZM102 211H103V214H102ZM132 211H133V213L136 212L137 215L135 217H134V214L132 213ZM190 211H191V209L189 208L188 212H190ZM142 213H144V215ZM35 215H36V217H35ZM109 215H110V217H109ZM179 215H181V214H178L176 216V218L179 217ZM16 216H18V217H16ZM119 216L120 217L122 216V218H119ZM56 217H57V219H56ZM106 217H107V219H105ZM173 217L175 218V215ZM185 217L186 218L190 217V215H186ZM51 218H52V220H50ZM32 219L34 222L32 221ZM178 219H182V218H178ZM17 220H19V222ZM155 220H156V222L158 221V226H154V228H153V225H151V226L149 225L148 227H145L146 222L148 224L149 222H152ZM36 221H39V224ZM28 222L29 223L32 222L31 223L32 227L30 226V224ZM52 222H53V225L50 224ZM73 223H75V224H73ZM169 223H170V221L167 222L166 226ZM19 224L20 225L24 224V226L28 225L27 229L24 228V230H26V232L24 231V233H21V232L19 233V231H17L18 230L17 227L20 226ZM107 224L105 227H108ZM29 226H30V228H29ZM15 227L17 228V230ZM22 227H23V225H22ZM12 228H13V230H12ZM6 229H8V230H6ZM106 229L109 230L110 228H106ZM6 231H8V232H6ZM72 231H76L75 232L77 234L76 235V237H77L76 241L73 239V237H70ZM170 231H168L166 233V236L163 238L164 240L167 238V236L170 237L169 235H172V232H176V231H171V232ZM65 232H67V234L64 237V235L62 236V234ZM14 233L16 234L17 238L15 237ZM17 234L21 235L22 237L21 236L20 237L22 239L19 238V236H17ZM80 235H81V237H79ZM124 235H127V236H124ZM24 236L26 237V239L29 237L27 239L28 241L25 240ZM14 237L17 239V241ZM44 237H46V236H44ZM14 239H15V241H14ZM70 239H72V241ZM160 239H161V237H160ZM163 239H162V242L164 241ZM44 240H45V241H43L44 246L47 247V249H48L46 251H49V249L54 248V247H52V246H55V245H53V243H50L45 238H44ZM175 240L176 239L172 240V243H174L173 241H175ZM21 241H23V242H21ZM19 242H21V243H19ZM24 242H25V244H24ZM27 242H29V243H27ZM63 242H65V241H62L61 243H63ZM12 243H15L17 245L19 243V247L15 244H12ZM48 243H50V244H48ZM14 245H15V247H14ZM1 246L3 248H1ZM86 248H87V246H86ZM30 249H33V250H30ZM85 249L83 250V254H82L83 257L80 260V264H82V263L86 264L88 259H89L88 252L86 251L87 249L86 250ZM6 251H7V253H6ZM41 253H43L44 256H46L44 251L42 252V250H41ZM239 253H242V254L244 253V255L247 254V252H245V250L243 248L239 250ZM86 255H88V256H86ZM18 258H19V260H18ZM15 259H17V260H15ZM4 261H6V262L4 263ZM177 262H180V260L174 261L173 264H176ZM158 264H163V260L162 261L160 260V262ZM166 264H167V261H166ZM247 264H250V262H247Z\"/></svg>",
	"mask_w": 264,
	"mask_h": 264
}]
</instances>
